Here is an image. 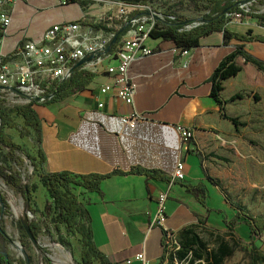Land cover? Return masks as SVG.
<instances>
[{
    "label": "crops",
    "instance_id": "1",
    "mask_svg": "<svg viewBox=\"0 0 264 264\" xmlns=\"http://www.w3.org/2000/svg\"><path fill=\"white\" fill-rule=\"evenodd\" d=\"M96 8L85 9L79 4L61 7L58 0H21L11 14L8 33L0 39V57L13 55L26 40L41 39L57 24L89 21L99 14ZM176 13L183 17L181 12ZM228 29L264 35V27L247 18L242 23H231ZM240 45L234 40L225 43L223 34L215 32L202 38L188 57H181L172 52L173 43L149 41V46L161 53L135 63L130 71L138 85L134 108L145 118L135 129L120 121L133 108L100 94L98 87L108 82L104 74L97 75L77 96L50 106H35L42 123L41 148L46 158L43 170L105 176L140 168L157 171L167 179L183 161L186 179L174 187L167 202V226L179 231L207 221V210L188 187H207L208 181L204 173L193 171L190 158H201L207 168L205 160L208 155H216L219 139L237 137L244 130H259L264 125V72L243 58L236 61L241 72L223 84L224 108L211 97L213 71ZM245 50L264 63V43L245 44ZM236 95L243 98L233 101ZM99 102L104 103L102 109L97 107ZM223 113L240 123L238 129ZM180 126L195 130L188 150L181 149ZM164 182L144 175L117 174L103 182V195L85 193L82 202L94 242L110 261H134L145 253L149 264H160L163 233L156 227L151 229L150 224Z\"/></svg>",
    "mask_w": 264,
    "mask_h": 264
},
{
    "label": "trees",
    "instance_id": "2",
    "mask_svg": "<svg viewBox=\"0 0 264 264\" xmlns=\"http://www.w3.org/2000/svg\"><path fill=\"white\" fill-rule=\"evenodd\" d=\"M124 1L127 3L147 4L161 0ZM255 2L264 4V0H255ZM73 4H79L81 7L87 9L92 2L79 1L74 2ZM241 4L242 1L240 2L238 0H206V4L203 7L205 15L200 21L179 16L174 10L165 11V19L157 23L155 30L151 34L153 40L170 42L178 49L188 51L199 47L202 38L210 36L215 32L223 34L225 43L234 40L242 44L236 52L227 56L212 73L211 79L214 87L211 92V97L221 106L222 109L225 105V101L221 98L224 82L236 77L242 70L236 63L238 58H243L247 63L255 65L264 72V63L245 50V44L256 42L264 43V35H254L252 30L242 34L231 32L228 29L230 22L228 15L237 12L243 14L241 22L246 18L257 20L258 24L264 27V13L250 12L249 14H244L240 9ZM198 9L199 7L197 6V10ZM172 16L175 17V20L170 18ZM197 22L200 23L199 26L191 30H185L186 26ZM102 28V26H96V29ZM103 29L107 32L111 31L107 28ZM115 33L118 35V43L125 36L127 30L122 32L116 31ZM11 57H13V55ZM11 57L6 58L5 60L9 61ZM96 77V74L86 71L77 72L70 81L63 83L55 89V96L50 102L41 106H50L52 104L61 103L70 97L79 95L89 87ZM241 98H243L242 95H236L232 100L234 101ZM35 106L39 105L32 103L29 105L9 108L6 107L4 100L0 99V151L7 150L13 158L16 157L17 153H25V157L30 161L34 168V174L38 176L42 187L45 189L49 197L42 213V217L44 218L43 227L37 220L30 221L33 234L39 239L40 234L45 230L54 243H60L69 247L70 245L66 243L62 237V228H65L69 236L80 237V243L82 246L80 258L82 264H123L110 261L96 246L93 234L88 225V213L82 202L83 196L85 193L103 195V182L112 175H144L158 180H167L168 178L165 179L157 171L140 168L133 169L128 173L117 171L111 175L105 176L97 174L75 175L70 172H45L43 170V165L46 162V158L41 148L42 123ZM15 116L22 118L25 126L37 134L39 147L36 155L29 154L26 149L15 143L8 135L7 129L18 128ZM222 116L231 121L238 129L240 123L236 119L228 118L224 113ZM30 133V131H27L28 135H30ZM25 136L24 133H21V137L24 138ZM201 167L207 181L213 186L220 188L217 181L210 177L207 169L204 168L203 163H201ZM0 177L5 181L7 186L14 188L21 193L27 211L32 215H36L37 210L32 206V202L33 194L36 192L37 186L30 184V178H27L26 181H24L18 174L13 173L3 166L1 161ZM188 191L194 195L196 200L207 210L208 213L212 212V210L206 205L208 192L205 184H199L194 187L189 186ZM222 194L225 196V199L229 202V206H231L234 211L232 219L224 217L222 221L228 229V233H230L229 236L232 237L236 244L244 242L236 227L238 224L247 225L250 233L249 241L246 242L247 249L244 248L241 249V251L245 254L248 264H264V250L262 248L264 245V214L259 217H253L250 215L248 209L242 205L231 202L224 193ZM217 214H221V211H218ZM5 216H11V207L5 195L0 191V245L3 243L13 245L14 240L8 235L4 223ZM18 226L23 231L20 220ZM202 226H204V223L199 222L198 224L189 225L178 231L177 239L181 248L176 253L168 252L165 247V235L163 234V255L160 264H164L166 261H168V264H174V259H177L180 262L188 261L189 264H224L226 259L231 258L234 252L238 249V245L231 246L229 242L219 238L216 248L209 250V245L204 242L197 233L198 229ZM54 235H57L59 239L55 240ZM24 238H28L26 234L24 235ZM21 245L26 249L29 243L23 241ZM37 248L43 253V264H53L52 260L48 257L50 254L48 249L43 248L40 245ZM168 253L169 256L167 257ZM31 263L32 258L30 256L25 254L23 257L15 260L9 254H5L0 246V264Z\"/></svg>",
    "mask_w": 264,
    "mask_h": 264
},
{
    "label": "built area",
    "instance_id": "3",
    "mask_svg": "<svg viewBox=\"0 0 264 264\" xmlns=\"http://www.w3.org/2000/svg\"><path fill=\"white\" fill-rule=\"evenodd\" d=\"M21 0H0V37L4 38L12 23L11 14ZM91 1L88 8L100 5L102 0H58V5L66 7L74 2ZM255 2V0H251ZM87 8V9H88ZM244 14H249L247 4H241ZM242 13L228 15L231 23H242ZM92 23L83 19L74 22H63L47 30L39 40H26L17 47L11 56L0 57V94L5 93L22 105H44L50 102L55 89L70 81L77 72L86 71L96 75L104 74L108 82L99 86L103 96H112L133 110L121 117L122 125L131 129L145 118L135 108V98L138 85L130 74L135 63L155 57L161 50L149 46L151 34L159 21L165 19L162 9H157L151 3H118L106 11L91 16ZM175 20V17H170ZM200 23H193L185 27L191 30ZM96 26L110 29H96ZM127 30L125 36L110 47L116 36V31ZM0 38V39H1ZM176 56L188 57L190 51L173 47ZM10 58L6 61V58ZM93 59L76 68L84 59ZM98 109L104 107L98 103ZM181 149L188 150V146L195 138L193 128L178 127ZM186 179L185 163L179 161L172 175L165 180L157 195V209L151 221L150 228H158L165 235V247L168 252L176 253L180 250L177 239L178 231L167 226V202L174 187ZM169 253L167 254V257ZM136 262V263H135ZM174 259V264H184ZM123 264H149L145 253H140L134 261L127 260ZM164 264H168L166 261Z\"/></svg>",
    "mask_w": 264,
    "mask_h": 264
},
{
    "label": "rangeland",
    "instance_id": "4",
    "mask_svg": "<svg viewBox=\"0 0 264 264\" xmlns=\"http://www.w3.org/2000/svg\"><path fill=\"white\" fill-rule=\"evenodd\" d=\"M238 1H246L253 13H264V4L262 3L251 2L250 0ZM123 2L125 1L105 0V3L97 5L96 9L99 13L104 6H106L104 8L106 11L113 5ZM150 3L157 9H162L163 12L170 10L179 11L187 19L202 18L205 15L203 7L206 4V0H161ZM197 6L199 7L198 10ZM86 21L92 23L93 19L90 18L89 21L88 19ZM0 99L4 100L6 107L9 108L22 105L20 101L13 100L10 95L5 93L0 94ZM261 117L264 118V111H261ZM15 121L18 124V128L7 129L8 135L15 143L26 149L29 154L36 155L39 147L37 134L25 126L22 118L15 116ZM262 123L264 124V120ZM27 131L31 132L30 135L27 134ZM21 133L26 136L24 138L21 137ZM218 146L216 155H208L209 158L207 156L205 165L210 177L217 181L220 192L216 191L212 184L207 183L209 189L207 206L212 212L208 213V220L202 222L204 226L200 227L197 233L209 245V250L216 248L219 238L229 242L231 246L238 245V249L233 256L226 259L224 264H248L241 249H247L246 242L249 241L250 236L249 227L245 224L237 225L236 229L245 243L236 244L232 237L229 236L228 229L222 223L224 217L232 219L234 215V211L222 193L231 202L248 209L253 217H259L264 214V125L260 126L259 130H244L237 137H229L225 140L219 139ZM190 159L194 162L193 171H200L203 174L201 158L192 156ZM0 161L3 166L18 174L21 179L26 181L27 178H30V184L37 186L32 202V206L37 210V213L32 215L27 211L21 193L7 186L0 177V191L5 195L11 207V216H5L4 223L8 235L14 240L13 245L3 243L0 246L5 254H9L15 260L26 254L32 258L31 264H43V253L37 247H34L28 238H24L25 233L19 228L18 222L23 214L28 213L30 221L37 220L43 227L44 218L42 213L46 202L49 200L48 194L42 187L38 176L34 174V168L25 157V153H17L16 157L13 158L7 150L0 151ZM218 211H221V214H217ZM62 237L70 245L69 247L54 243L46 231L43 230L39 236V245L48 249L50 253L48 257L53 264H82L80 258L82 250L80 237L69 236L65 228H62ZM54 239L58 240L59 237L54 235ZM23 241L29 243L26 249L21 245ZM262 248L264 250V245ZM184 264L189 263L186 261Z\"/></svg>",
    "mask_w": 264,
    "mask_h": 264
},
{
    "label": "water",
    "instance_id": "5",
    "mask_svg": "<svg viewBox=\"0 0 264 264\" xmlns=\"http://www.w3.org/2000/svg\"><path fill=\"white\" fill-rule=\"evenodd\" d=\"M250 1H251V0H250ZM242 4H246V1L242 2ZM120 32H122V30H121ZM117 36H118V35H116L115 38L113 39V41H112L110 47L113 46V45L117 42ZM92 59H93V57H89V58H86V59L82 60V61L77 65L76 68H79L80 66H82V65H84L85 63L91 61ZM29 214H31V213L29 212ZM29 214H28V213L23 214V215L20 217L19 220H20V222H21V225H22L23 231H24V233L26 234V236L28 237L29 241L32 243V245H33L34 247H39V239H37V238L35 237V235H34L33 232H32L31 226H30V216H29Z\"/></svg>",
    "mask_w": 264,
    "mask_h": 264
}]
</instances>
